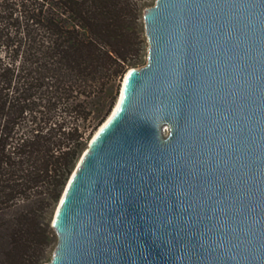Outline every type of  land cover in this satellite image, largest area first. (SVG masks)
Segmentation results:
<instances>
[{
  "label": "water",
  "instance_id": "water-1",
  "mask_svg": "<svg viewBox=\"0 0 264 264\" xmlns=\"http://www.w3.org/2000/svg\"><path fill=\"white\" fill-rule=\"evenodd\" d=\"M56 208L45 264H264V0H156Z\"/></svg>",
  "mask_w": 264,
  "mask_h": 264
},
{
  "label": "trees",
  "instance_id": "trees-1",
  "mask_svg": "<svg viewBox=\"0 0 264 264\" xmlns=\"http://www.w3.org/2000/svg\"><path fill=\"white\" fill-rule=\"evenodd\" d=\"M154 0H0V264L50 261V224L131 68Z\"/></svg>",
  "mask_w": 264,
  "mask_h": 264
},
{
  "label": "rangeland",
  "instance_id": "rangeland-1",
  "mask_svg": "<svg viewBox=\"0 0 264 264\" xmlns=\"http://www.w3.org/2000/svg\"><path fill=\"white\" fill-rule=\"evenodd\" d=\"M154 0H151V3L153 2ZM154 5V4H153ZM123 82V81H122ZM95 134V133H94ZM55 214V213H54ZM54 218V216H53ZM53 218L51 220V224H50V229H51V238H52V243H51V253H52V250H54L56 244H57V236L52 228V221H53Z\"/></svg>",
  "mask_w": 264,
  "mask_h": 264
}]
</instances>
